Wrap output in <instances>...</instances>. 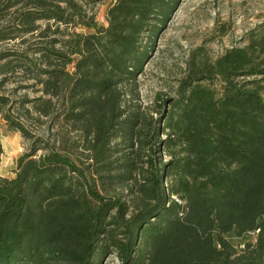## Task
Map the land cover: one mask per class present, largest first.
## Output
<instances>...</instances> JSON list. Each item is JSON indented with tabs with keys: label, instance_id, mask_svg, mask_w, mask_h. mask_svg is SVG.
Returning <instances> with one entry per match:
<instances>
[{
	"label": "trees",
	"instance_id": "obj_1",
	"mask_svg": "<svg viewBox=\"0 0 264 264\" xmlns=\"http://www.w3.org/2000/svg\"><path fill=\"white\" fill-rule=\"evenodd\" d=\"M83 1L0 0V115L30 144L0 176V264H264V23L143 106L179 0H115L106 25Z\"/></svg>",
	"mask_w": 264,
	"mask_h": 264
},
{
	"label": "rangeland",
	"instance_id": "obj_2",
	"mask_svg": "<svg viewBox=\"0 0 264 264\" xmlns=\"http://www.w3.org/2000/svg\"><path fill=\"white\" fill-rule=\"evenodd\" d=\"M114 2L99 0L86 4L83 1V4L89 15H95L98 24L106 25L107 10ZM263 23L264 0H179L156 36L154 48L138 78L143 106L154 104L158 98L162 101L175 97L192 54L215 59L231 47L243 45L247 34ZM74 30L84 34L92 32L82 27ZM14 87L16 84L10 89ZM22 93L19 91L12 99L16 100ZM167 107L168 103L165 109ZM46 127L44 124L39 133H44ZM0 140L4 151L0 176L11 179L15 176L17 159L29 150L30 144L20 134L9 132L1 115ZM164 160L168 157L165 156ZM254 238L255 235H250L248 240L254 241ZM101 264L120 262L114 255H109Z\"/></svg>",
	"mask_w": 264,
	"mask_h": 264
},
{
	"label": "built area",
	"instance_id": "obj_3",
	"mask_svg": "<svg viewBox=\"0 0 264 264\" xmlns=\"http://www.w3.org/2000/svg\"><path fill=\"white\" fill-rule=\"evenodd\" d=\"M174 199L176 200V202H178L180 205H182L183 204V202L180 200V199H178V198H176V197H174Z\"/></svg>",
	"mask_w": 264,
	"mask_h": 264
}]
</instances>
